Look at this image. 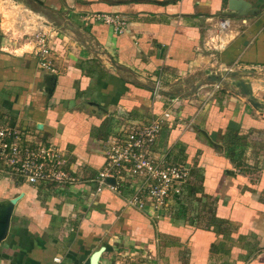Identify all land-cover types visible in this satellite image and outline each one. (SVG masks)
<instances>
[{"label": "crops", "instance_id": "obj_1", "mask_svg": "<svg viewBox=\"0 0 264 264\" xmlns=\"http://www.w3.org/2000/svg\"><path fill=\"white\" fill-rule=\"evenodd\" d=\"M3 1L0 122L37 140L59 136L78 182L61 191L0 175V203L18 199L0 264H92L101 249L97 264H130L146 252L151 264H264V109L228 87L188 94L184 84L211 59L223 72L262 75L264 10L230 18L224 47L213 51L206 42L228 0ZM19 12L40 19L26 45L9 36L17 23L6 16ZM96 13L120 16L126 31L86 20ZM42 33L49 68L36 54ZM167 111L155 152L189 167L182 195L157 216L129 206V185L94 197L119 119L147 124ZM236 134L243 140L230 145Z\"/></svg>", "mask_w": 264, "mask_h": 264}, {"label": "built area", "instance_id": "obj_2", "mask_svg": "<svg viewBox=\"0 0 264 264\" xmlns=\"http://www.w3.org/2000/svg\"><path fill=\"white\" fill-rule=\"evenodd\" d=\"M86 20L92 24L106 25L117 35H122L127 28L126 21L118 15L96 13L87 16ZM230 28L231 19L220 18L214 27V34L206 42L208 48L213 51L223 48ZM47 38L42 33L35 40L36 54L40 56L43 68L51 67ZM161 84V78H158L155 90L160 91ZM170 117L171 113L167 111L147 124H132L130 120L124 122L119 119L124 125L107 140L105 162L92 181L94 197L105 190L120 194L122 186L129 185L132 191L129 206L139 211L150 207L154 210L153 216H157L172 199L182 195L189 183V167L184 163L168 161L167 155L160 156L155 152L158 137ZM57 139L59 136L37 140L30 132L0 122V175L19 183L67 191L78 179L70 174L66 156ZM108 180L114 183H108ZM152 260V255L146 252L143 260L130 264H151ZM56 262L60 263L61 260L56 259Z\"/></svg>", "mask_w": 264, "mask_h": 264}, {"label": "rangeland", "instance_id": "obj_3", "mask_svg": "<svg viewBox=\"0 0 264 264\" xmlns=\"http://www.w3.org/2000/svg\"><path fill=\"white\" fill-rule=\"evenodd\" d=\"M5 1L10 2V0H4L2 3H4ZM256 4H257L256 8L260 9V12L264 10V0H256ZM252 8H254L253 5H252ZM12 9L13 7L11 6L10 10ZM27 13L24 12L25 15L23 14L21 15V13L19 12V15L21 16L20 18H17V19L10 16L9 14L7 15L8 17L6 16V18H8L10 22L15 20V23H17L16 24L17 27H20L19 29H17L16 27V32L10 33L9 36H11L12 40L20 41L21 44H24V45L29 44L32 40H34L35 38L33 35L34 33H32V29H30V26L34 27L37 25V22L40 21V19L35 20V17L33 18V16L28 17ZM43 25L46 26L48 24L44 23ZM25 27H28V28H25ZM27 29L30 30V32ZM201 65L202 66H198L199 68H197L198 69L197 71H199L198 72L199 74H195L194 76H191V78H189V80L184 83L186 87V92L188 94H191L192 91L193 93H196L197 91H200L202 89L205 90L206 86H208V89H212L214 87L215 89H219L220 91L224 89V87L226 88L228 87L231 90L238 91L239 89H237L234 86L233 82L234 81H245L247 83L250 82L254 97L256 99H259V101L264 102V87H263L264 86V73H262V75H258L252 69H243V68L234 69L231 72L230 71L223 72L221 70V67L214 65L213 59H211V62H206ZM207 71H210L211 75H216L218 77H221L223 79V82L215 83V82L209 81L208 80L209 74L207 73ZM189 75L185 77H188ZM197 87H199L198 90H196Z\"/></svg>", "mask_w": 264, "mask_h": 264}, {"label": "water", "instance_id": "obj_4", "mask_svg": "<svg viewBox=\"0 0 264 264\" xmlns=\"http://www.w3.org/2000/svg\"><path fill=\"white\" fill-rule=\"evenodd\" d=\"M260 13V9H253L252 5L245 0H228L227 13L224 15V18H241L247 16H256ZM209 74L208 80L215 83H222L223 79L216 75H211L210 71H207ZM234 86L239 89V94L249 99V102L255 109L262 110L264 105L259 102L253 95L252 87L250 82L245 81H234ZM108 183L113 184V180H108ZM18 199L10 200L5 203H0V245L7 239L9 230L11 227L12 216L14 213L15 205L17 204ZM103 250L101 249L99 253L95 254L92 258V264H97V260L100 257V253Z\"/></svg>", "mask_w": 264, "mask_h": 264}, {"label": "trees", "instance_id": "obj_5", "mask_svg": "<svg viewBox=\"0 0 264 264\" xmlns=\"http://www.w3.org/2000/svg\"><path fill=\"white\" fill-rule=\"evenodd\" d=\"M242 140H243V138L241 136H239L238 134H236V135L230 137L229 144L230 145H234V144L236 145V144H238L239 141H242ZM234 147H236V146H234ZM234 153L235 152H232V154H234Z\"/></svg>", "mask_w": 264, "mask_h": 264}]
</instances>
